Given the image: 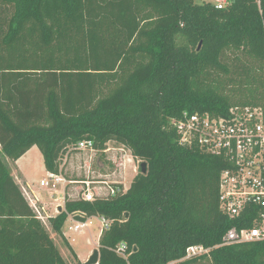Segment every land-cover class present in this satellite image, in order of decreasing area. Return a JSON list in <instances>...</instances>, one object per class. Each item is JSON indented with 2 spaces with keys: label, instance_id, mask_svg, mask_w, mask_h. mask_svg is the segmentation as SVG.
<instances>
[{
  "label": "trees",
  "instance_id": "1",
  "mask_svg": "<svg viewBox=\"0 0 264 264\" xmlns=\"http://www.w3.org/2000/svg\"><path fill=\"white\" fill-rule=\"evenodd\" d=\"M227 50L257 65L231 68ZM213 71L239 83L227 92ZM263 74L264 0H0V264H68L6 158L36 145L60 173L84 139L101 155L123 144L147 172L114 196H66L49 218L78 264L63 226L99 215L111 223L97 264H264V241L219 245L236 224L219 207L226 161L182 145L171 123L184 111L264 104ZM192 245L211 250L185 259Z\"/></svg>",
  "mask_w": 264,
  "mask_h": 264
},
{
  "label": "built area",
  "instance_id": "2",
  "mask_svg": "<svg viewBox=\"0 0 264 264\" xmlns=\"http://www.w3.org/2000/svg\"><path fill=\"white\" fill-rule=\"evenodd\" d=\"M223 8L226 0L214 2ZM185 146H198L203 151L221 156L226 161L219 180V207L233 225L222 237L219 245H230L251 241H264V104L240 105L230 107L226 114L184 111L180 117L171 120ZM96 150L90 139L79 141L64 156V172L48 171V176L39 181V185L58 191L64 188V198L93 201L124 192L127 188L119 182L92 181L90 178L76 181L65 176V167L70 154ZM72 151V152H71ZM110 151L107 147L104 153ZM122 164L118 163V166ZM103 182V183H101ZM78 183L76 193H69V184ZM63 184V186H61ZM108 184V186H104ZM22 191L33 209L36 217L48 225L51 217L48 208L41 202L30 185H23ZM59 213V212H58ZM93 217L75 220L70 230L85 232L93 225ZM101 231L110 226V220L98 216ZM127 245L120 243L117 252L127 258ZM211 248L203 245H192L186 250V258L209 254Z\"/></svg>",
  "mask_w": 264,
  "mask_h": 264
},
{
  "label": "rangeland",
  "instance_id": "3",
  "mask_svg": "<svg viewBox=\"0 0 264 264\" xmlns=\"http://www.w3.org/2000/svg\"><path fill=\"white\" fill-rule=\"evenodd\" d=\"M196 1L199 3L206 1L221 2V0ZM222 60L229 64L231 68L241 64L250 66L257 65V63L251 60V58L246 54L233 50H227L222 57ZM211 76V78H213L214 80H220L221 82H223L227 92H230L232 88H235L240 79L239 74L233 73L228 75L218 71H213ZM261 78L264 79V74L261 76ZM108 147L110 148V151H107L102 155L97 150L80 151L81 154L76 155L75 157V161L78 164L76 170L70 168L69 158V161L66 163L68 169H65V176L76 181L90 178L92 181L106 180L108 182H119L123 187L128 188L134 176L139 172L141 161L137 158H134L131 154V151L117 141L109 142ZM0 151H2V148H0ZM76 153L78 152H73L74 155ZM6 161L13 169V176L15 177L18 174L21 177V174L19 172H17L16 170L14 171L13 161L8 157L6 158ZM121 162L122 164L118 166V163ZM18 166L21 168L24 175L30 182L38 184L42 178L48 176L43 155L37 146H35V148L32 149L20 163H18ZM79 185L80 184L78 183L69 184L68 192L71 194L76 193ZM61 186H63V184ZM104 186H108V184H104ZM40 189L44 192V194L52 191L49 188L44 187H41ZM58 192H62V189H59ZM61 202L63 203L64 207L65 198L62 199ZM56 214L58 213H55V215ZM75 220L76 219H74L73 217H69L65 222V225L63 226V231L66 234L65 237L68 239L67 241L70 242L73 249L77 253V256L79 255L78 258L80 257L83 261L85 259L88 260L93 251L98 248L100 232L102 229L101 222L98 216H94V223L90 228L86 229L85 232H76L69 229L70 226L76 223ZM47 227L49 233L51 234L52 238L54 239L56 245L60 249L68 264H78L73 253L68 248L66 240L61 235L57 234L52 229V227H50L49 223ZM86 261H84V263Z\"/></svg>",
  "mask_w": 264,
  "mask_h": 264
},
{
  "label": "crops",
  "instance_id": "4",
  "mask_svg": "<svg viewBox=\"0 0 264 264\" xmlns=\"http://www.w3.org/2000/svg\"><path fill=\"white\" fill-rule=\"evenodd\" d=\"M36 146V145H35ZM35 146H33L29 151H27L22 157H20L17 161H13V166H14V171L16 170L17 172H19L21 174V177L20 175H16L15 178H16V181L17 183L20 185V187L22 188L23 185H30L31 188L34 190V193L38 196V198L41 200V202L45 205L46 208H48V211L50 212L51 216H55V213H58L59 212V207L62 206L63 207V203L61 202L62 199H64V188L61 187L60 189H62V192H58V191H51V192H47L46 194H44L43 191H41V186L34 182H30L26 176L24 175L23 171L21 170V168L18 166V163H20L22 161V159H24L28 153L35 148ZM1 148V146H0ZM81 154L80 152L79 153H76L75 155L72 153L70 154L69 158H70V161H69V158H68V161H69V165H70V168L71 169H75L76 170V167H78V164L76 163L75 161V157L76 155H79ZM43 155V154H42ZM74 162H73V161ZM67 161V162H68ZM72 161V162H71ZM66 170L68 169V166L66 165ZM46 172H48V170L46 169ZM51 208V209H50ZM55 212V213H54ZM50 224V222H49ZM46 228L48 229V225H45ZM51 227V225H50ZM64 232V231H63ZM102 232V231H101ZM100 232V234H101ZM65 234V232H64ZM66 235V234H65ZM79 256V255H78ZM79 259L84 262L86 261L87 259H85L84 261L79 257Z\"/></svg>",
  "mask_w": 264,
  "mask_h": 264
},
{
  "label": "water",
  "instance_id": "5",
  "mask_svg": "<svg viewBox=\"0 0 264 264\" xmlns=\"http://www.w3.org/2000/svg\"><path fill=\"white\" fill-rule=\"evenodd\" d=\"M141 169L143 173L147 172V163L145 161H143L141 163ZM63 209L62 206L59 207V212H61ZM100 259V252L99 249H95L92 253V255L89 257V259L85 262V264H97L99 262Z\"/></svg>",
  "mask_w": 264,
  "mask_h": 264
}]
</instances>
